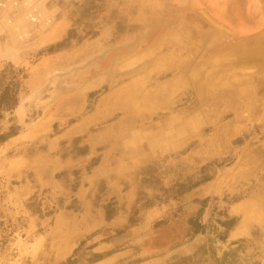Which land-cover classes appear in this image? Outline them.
<instances>
[{"label": "rangeland", "instance_id": "1", "mask_svg": "<svg viewBox=\"0 0 264 264\" xmlns=\"http://www.w3.org/2000/svg\"><path fill=\"white\" fill-rule=\"evenodd\" d=\"M256 4L0 0V264H264Z\"/></svg>", "mask_w": 264, "mask_h": 264}, {"label": "flooded vegetation", "instance_id": "2", "mask_svg": "<svg viewBox=\"0 0 264 264\" xmlns=\"http://www.w3.org/2000/svg\"><path fill=\"white\" fill-rule=\"evenodd\" d=\"M250 1V0H249ZM255 1H257L259 4L257 5L256 4V9H255V11H262V10H264V0H260V1H258V0H255ZM246 31L244 30V33H245ZM260 33V32H259ZM263 33H264V31H263Z\"/></svg>", "mask_w": 264, "mask_h": 264}, {"label": "trees", "instance_id": "3", "mask_svg": "<svg viewBox=\"0 0 264 264\" xmlns=\"http://www.w3.org/2000/svg\"><path fill=\"white\" fill-rule=\"evenodd\" d=\"M1 98H2V100H3L4 97H1ZM2 100H1V101H2ZM15 102H16V101H15ZM13 103H14V102H13ZM1 104H2V103H0V105H1Z\"/></svg>", "mask_w": 264, "mask_h": 264}]
</instances>
